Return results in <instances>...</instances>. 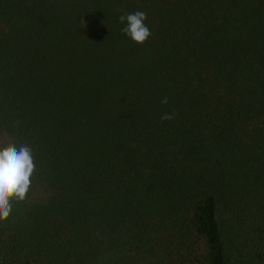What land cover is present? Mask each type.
Wrapping results in <instances>:
<instances>
[{"label": "trees", "instance_id": "trees-1", "mask_svg": "<svg viewBox=\"0 0 264 264\" xmlns=\"http://www.w3.org/2000/svg\"><path fill=\"white\" fill-rule=\"evenodd\" d=\"M8 143L0 264H264V0H0Z\"/></svg>", "mask_w": 264, "mask_h": 264}, {"label": "clouds", "instance_id": "clouds-1", "mask_svg": "<svg viewBox=\"0 0 264 264\" xmlns=\"http://www.w3.org/2000/svg\"><path fill=\"white\" fill-rule=\"evenodd\" d=\"M146 18V13L142 11L121 15L119 21L126 23L121 32L135 44L144 43L151 35L150 29L144 23ZM161 102L166 104L168 98L163 97ZM173 115L166 113L161 119L170 120ZM34 170V157L28 145L21 144L17 147L14 143H8L0 146V220L10 215L13 200H25Z\"/></svg>", "mask_w": 264, "mask_h": 264}]
</instances>
